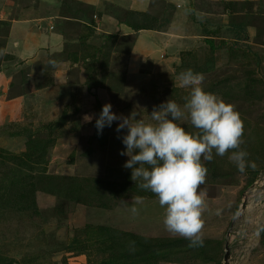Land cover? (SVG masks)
I'll return each instance as SVG.
<instances>
[{"label": "rangeland", "instance_id": "374dc122", "mask_svg": "<svg viewBox=\"0 0 264 264\" xmlns=\"http://www.w3.org/2000/svg\"><path fill=\"white\" fill-rule=\"evenodd\" d=\"M12 1L14 7L0 0V264H224L226 244L229 264H264V0L250 4L247 16L244 2L230 3L237 17H228L229 27L212 44L144 59L130 72L133 39L106 43L96 37L99 30L90 40L98 49L81 54L87 61H63L68 51L78 56L79 37L89 34L81 22L97 28L96 9L73 0H57L59 11L48 0L39 8L45 19L26 16L42 44L44 35L55 34L64 47L51 51L46 43L28 62L15 58L16 43L6 52V36L31 6ZM73 12L84 21L68 18ZM100 12L121 13L106 5ZM240 22L253 29L250 49L230 27ZM189 68L204 75L205 91L239 113L240 148L255 163L242 174L229 160L232 150L202 160L208 171L198 247L164 229V209L153 193L135 190L131 170L122 167L129 157L120 154L125 146L118 137L127 130L117 133L113 122L98 135L94 127L105 103L145 122H153L151 113L168 98L182 107L190 89L179 87L177 76ZM177 123L198 131L187 117Z\"/></svg>", "mask_w": 264, "mask_h": 264}, {"label": "clouds", "instance_id": "9594fccd", "mask_svg": "<svg viewBox=\"0 0 264 264\" xmlns=\"http://www.w3.org/2000/svg\"><path fill=\"white\" fill-rule=\"evenodd\" d=\"M178 86L190 89L181 107L167 99L150 117L153 122L125 117L112 111L105 103L95 118L97 134L117 122V133L127 130L121 139L125 146L121 155L129 157L122 165L131 170L130 179L137 187L153 193L164 209V229L189 241L190 247L203 246L200 235L202 214L206 207L201 186L208 169L203 161H212L231 151L229 160L240 173L255 168L247 160L248 153L240 148L243 122L234 106L224 102L202 87L204 75L191 68L177 76ZM185 117L198 131L190 133L177 121ZM91 121L92 117H85ZM136 214L138 209L131 208Z\"/></svg>", "mask_w": 264, "mask_h": 264}, {"label": "crops", "instance_id": "0c3cea01", "mask_svg": "<svg viewBox=\"0 0 264 264\" xmlns=\"http://www.w3.org/2000/svg\"><path fill=\"white\" fill-rule=\"evenodd\" d=\"M9 1V0H8ZM23 3L27 2L31 7L22 11L21 14L16 16L18 20H22L19 24L18 21H14L11 24L7 35L6 52H11L13 44L16 43L18 49L17 56L21 61L28 62L30 57H33L35 52L40 51L44 44L50 46L51 51H60L64 47L65 40L58 39L55 34L44 35L43 40L47 41L42 44V40L39 38V34L36 30L31 29V18L45 19L44 11L40 12V6L48 5V0H21ZM57 1V0H53ZM82 3L96 9L94 14L95 22H97V28L95 32L87 29V23L84 19H80L74 16H67L71 20L81 22L86 28L83 30L88 31L90 38L86 40V50L88 52H94L93 49H97L96 44L90 43L93 40V34L98 35L97 31H100L101 40L105 41L104 36L112 35L117 38H132L133 44L131 45L127 68L130 72L134 71L137 67L136 62H141L144 59H157L163 57L164 54H180L181 52H188L189 49L194 46L201 45L206 47L212 42L217 41V34L222 30H226V21L230 16H236V9L234 4L244 2L248 7L245 12L242 11L243 16L251 15L250 4L259 2L260 0H73ZM17 3L18 1L15 0ZM58 2V1H57ZM56 2V9H59V2ZM199 2V3H198ZM13 6V1L10 0ZM247 3V4H246ZM253 4V5H254ZM24 5V4H23ZM106 5L117 11V14H109L100 12V8ZM11 6V7H12ZM14 7V6H13ZM45 10V9H44ZM41 13V14H40ZM54 12L53 15H55ZM51 15V16H53ZM255 15V14H254ZM37 16V17H36ZM49 16V22L53 18ZM65 15L57 14L58 19L65 18ZM93 16L91 23L94 24ZM117 16V17H116ZM3 17V16H1ZM26 18V19H24ZM67 19V18H66ZM168 20V22H167ZM56 21V20H54ZM229 21V19H228ZM41 21V24L42 25ZM80 22V21H79ZM167 22V23H166ZM227 25V26H226ZM147 28L143 30L135 31L139 28ZM229 27V26H228ZM233 33L241 36V42L244 43L245 48L250 49L248 43L249 39L253 40V29L247 23H233L230 24ZM80 29H82L80 27ZM104 29V30H101ZM94 32V33H93ZM80 36V35H79ZM83 36V35H82ZM251 38H249V37ZM255 37V36H254ZM202 40V41H201ZM44 42V41H43ZM239 43V41L237 42ZM18 45V48H17ZM186 50V51H185ZM163 55V56H162ZM128 72V73H129Z\"/></svg>", "mask_w": 264, "mask_h": 264}, {"label": "trees", "instance_id": "16d2710c", "mask_svg": "<svg viewBox=\"0 0 264 264\" xmlns=\"http://www.w3.org/2000/svg\"><path fill=\"white\" fill-rule=\"evenodd\" d=\"M71 2H73V4H77V5H80L78 2H75V1H71ZM66 9H68V7H65ZM74 13V15L73 16H77V15H80L78 12H73ZM143 29H147V28H143V27H141V28H139V29H135V31H138V30H143ZM7 37V36H6ZM90 38V36H88L87 34H86V36H80L79 37V39L80 40H78V43L80 42L81 43V45H82V49L79 51V53H78V56H76V54H73V55H69V53H71V52H66V54L64 53V58H63V61L64 62H69L70 61V63H72L73 65H80L81 64V62H82V60H85L84 59V57H81V54H84V53H91V52H88L87 50H86V40H88ZM114 38H117L116 36H112V35H107V36H104V39H105V41H106V43L107 42H109L111 39L113 40ZM109 40V41H108ZM110 43H112V42H110ZM98 49V48H97ZM77 51V50H76ZM75 51V52H76ZM62 54H63V52H62ZM73 59V60H72ZM85 61H87V60H85ZM92 66H94L93 65V61H92V63L91 64H89V67H92ZM89 67L87 66V68L89 69ZM134 186H135V190L136 189H138L137 188V185L134 183ZM107 189H109V190H113V189H115V185H113V186H110V185H108L107 184ZM78 198H76V200H75V202H81L82 200H81V198H80V196H77ZM149 247H151L150 245H149Z\"/></svg>", "mask_w": 264, "mask_h": 264}, {"label": "water", "instance_id": "95a60500", "mask_svg": "<svg viewBox=\"0 0 264 264\" xmlns=\"http://www.w3.org/2000/svg\"><path fill=\"white\" fill-rule=\"evenodd\" d=\"M229 258H230V251H229L228 245L226 244L225 245V255H224V258H223V263L224 264H229Z\"/></svg>", "mask_w": 264, "mask_h": 264}]
</instances>
